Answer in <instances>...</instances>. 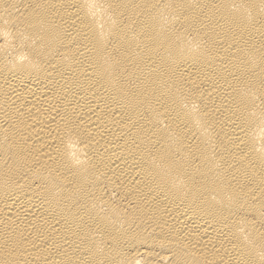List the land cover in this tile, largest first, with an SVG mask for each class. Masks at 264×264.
<instances>
[{"label": "bare ground", "instance_id": "6f19581e", "mask_svg": "<svg viewBox=\"0 0 264 264\" xmlns=\"http://www.w3.org/2000/svg\"><path fill=\"white\" fill-rule=\"evenodd\" d=\"M0 264H264V0H0Z\"/></svg>", "mask_w": 264, "mask_h": 264}]
</instances>
